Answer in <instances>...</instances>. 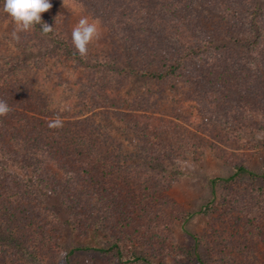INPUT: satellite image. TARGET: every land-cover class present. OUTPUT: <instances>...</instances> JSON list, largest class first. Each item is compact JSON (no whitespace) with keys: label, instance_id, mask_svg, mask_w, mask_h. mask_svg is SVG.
Wrapping results in <instances>:
<instances>
[{"label":"rangeland","instance_id":"rangeland-1","mask_svg":"<svg viewBox=\"0 0 264 264\" xmlns=\"http://www.w3.org/2000/svg\"><path fill=\"white\" fill-rule=\"evenodd\" d=\"M50 2L41 15L49 19L57 12L56 31L71 44H53L34 30L12 39L15 24L0 0V93L7 91L23 114L31 108L32 115L43 110L49 117L84 120L104 141L92 150L108 155L95 166L93 183L78 182L86 168L81 162L50 160L55 189L66 185L59 194L65 199L48 191L26 199L25 245L0 242V264H65L69 250L71 264H264L263 180L243 176L212 184L230 177L237 164L264 171V97L255 98L264 89L254 86L242 100L243 90L232 89L229 74L216 63L209 66L212 72L197 67V77L187 81H99L96 70L70 57L76 52L71 32L82 17L101 33L88 57L133 64L128 52L147 46L128 45L74 0ZM259 2L264 11V0ZM34 95L39 104L28 106L24 98ZM26 149L0 150V171H9L0 177V188L24 176ZM136 156L142 159L133 163ZM73 182L78 185L69 187ZM208 204L209 214L201 211ZM198 237L201 262L194 255ZM133 239L147 261L125 263L96 250L120 242L130 258Z\"/></svg>","mask_w":264,"mask_h":264},{"label":"trees","instance_id":"trees-1","mask_svg":"<svg viewBox=\"0 0 264 264\" xmlns=\"http://www.w3.org/2000/svg\"><path fill=\"white\" fill-rule=\"evenodd\" d=\"M74 1L88 10L94 19L104 20V26L109 32L123 36L128 45L134 43L135 46H147L143 50L135 49L128 52L133 64L129 61L120 63L117 58L108 55L99 60L96 56L82 58L77 51L72 52L74 56H70L71 51L67 52L80 65L96 70V78L99 81L116 76L119 79L133 76L137 79L148 78L159 82L187 81L194 76L197 77L194 73L197 67H203V70L209 68L211 71L209 66L216 63L229 74L232 89L243 90L242 100L254 86L258 90L264 89V11L259 0ZM176 13H179L178 16L174 15ZM3 14L2 11L0 16ZM42 19L53 26V31L45 34L38 25L34 29L38 36L50 42L53 40V44H71L56 31L54 23L59 19L57 12L49 19L43 17ZM235 46L238 47L236 51ZM225 55L228 57L225 62L224 59H219ZM206 58L210 59V62ZM234 67L235 70H229ZM3 79L0 77V81ZM259 93L255 98L264 97ZM0 99L6 100L13 109L10 114L0 116L1 153H6V148L10 146L16 145L17 148L26 146L23 155L28 161L25 167L30 169L26 172L24 170L26 168H22L24 176L17 178V181L15 178L12 179L13 182L8 189L0 188V242L7 245L17 241L22 249L25 245L23 236L28 235V230L25 229L28 225V216L22 208L26 199L34 200L35 195H42L47 191L51 195L56 194L60 200L65 199V195L61 197L59 194L61 189L62 191L66 189V185L63 188L62 184L58 186V190L55 189L54 180L51 179L53 175L50 160L56 163L59 161L62 165L69 160L81 162L86 168L81 170L82 179H78V182L93 183V179H96L93 178L95 166L100 161H106L108 154L99 155L101 152L92 150L103 147L104 141L102 138L98 141V137L93 136L95 129L87 127L89 125L85 124L84 120L49 117L46 112L39 109V115L34 113L38 116L32 115L31 108L25 109L26 113L23 114L24 112L21 113L9 102L5 90L0 93ZM24 99L28 106H34L39 104L40 98L34 95ZM57 118L63 121V126L50 128L49 122ZM210 120L211 118H207L206 122ZM139 159L142 157L136 156L131 161L138 163ZM147 162L153 165L151 160L147 159ZM19 165L15 166L20 167ZM5 172L9 171H0V177H3ZM11 174L15 176L13 171ZM243 176H249L252 181L261 178L264 186V171L258 173L238 164L235 165L234 173L230 177L214 178L212 184L215 186L220 181L229 182ZM72 185L78 183H70L69 187ZM201 211L209 214L212 212V206L205 205ZM139 243L136 239L131 241L134 249L130 258H124L120 242H113L108 248L96 247V250L116 256L125 263L147 261L148 256ZM200 247L199 239L194 255L201 262ZM73 252L74 250H69L64 255L65 264H71L70 256Z\"/></svg>","mask_w":264,"mask_h":264},{"label":"clouds","instance_id":"clouds-1","mask_svg":"<svg viewBox=\"0 0 264 264\" xmlns=\"http://www.w3.org/2000/svg\"><path fill=\"white\" fill-rule=\"evenodd\" d=\"M50 0H4L3 10L12 18L15 28L11 33L14 40L19 41L20 33L33 31L39 25L45 34L53 31V26L42 19V13L51 9ZM100 30L96 23L82 17L73 27L71 42L82 58L89 53V46L100 38ZM13 111L6 100L0 99V116H6ZM63 126V121L55 119L49 122L50 128Z\"/></svg>","mask_w":264,"mask_h":264}]
</instances>
